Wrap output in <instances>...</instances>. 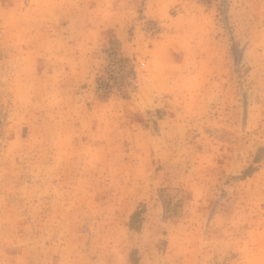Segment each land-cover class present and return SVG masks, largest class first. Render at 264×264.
<instances>
[{
  "label": "rangeland",
  "instance_id": "1",
  "mask_svg": "<svg viewBox=\"0 0 264 264\" xmlns=\"http://www.w3.org/2000/svg\"><path fill=\"white\" fill-rule=\"evenodd\" d=\"M0 264H264V0H0Z\"/></svg>",
  "mask_w": 264,
  "mask_h": 264
}]
</instances>
